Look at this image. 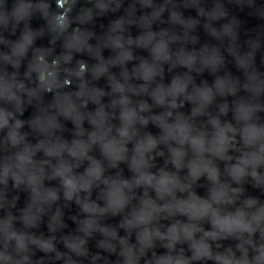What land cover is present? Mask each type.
Instances as JSON below:
<instances>
[{
    "label": "water",
    "instance_id": "obj_1",
    "mask_svg": "<svg viewBox=\"0 0 264 264\" xmlns=\"http://www.w3.org/2000/svg\"><path fill=\"white\" fill-rule=\"evenodd\" d=\"M0 264H264V0H0Z\"/></svg>",
    "mask_w": 264,
    "mask_h": 264
}]
</instances>
